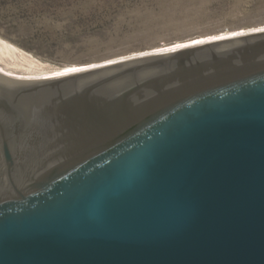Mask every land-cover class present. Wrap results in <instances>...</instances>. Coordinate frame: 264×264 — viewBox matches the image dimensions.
<instances>
[{
  "label": "water",
  "instance_id": "95a60500",
  "mask_svg": "<svg viewBox=\"0 0 264 264\" xmlns=\"http://www.w3.org/2000/svg\"><path fill=\"white\" fill-rule=\"evenodd\" d=\"M0 264H264V30L0 76Z\"/></svg>",
  "mask_w": 264,
  "mask_h": 264
},
{
  "label": "rangeland",
  "instance_id": "374dc122",
  "mask_svg": "<svg viewBox=\"0 0 264 264\" xmlns=\"http://www.w3.org/2000/svg\"><path fill=\"white\" fill-rule=\"evenodd\" d=\"M261 26L264 0H0V36L60 66H101Z\"/></svg>",
  "mask_w": 264,
  "mask_h": 264
},
{
  "label": "bare ground",
  "instance_id": "6f19581e",
  "mask_svg": "<svg viewBox=\"0 0 264 264\" xmlns=\"http://www.w3.org/2000/svg\"><path fill=\"white\" fill-rule=\"evenodd\" d=\"M252 29V28H251ZM264 27L255 28L252 30H244L237 33L230 34L228 36L214 37L208 39H201L191 44L178 45L168 50L158 51L154 53L169 52L177 48L184 46H189L192 44L205 43L212 40L223 39L230 36L249 34L253 32H261ZM153 54V53H150ZM97 67L95 66H60L58 64H53L34 54L22 49L18 45L10 42L9 40L0 36V76L5 78L16 80V81H37V80H47L55 79L61 77H67L75 75L79 72H84L86 70ZM78 69V71L69 72L67 69Z\"/></svg>",
  "mask_w": 264,
  "mask_h": 264
},
{
  "label": "snow or ice",
  "instance_id": "6c2138e0",
  "mask_svg": "<svg viewBox=\"0 0 264 264\" xmlns=\"http://www.w3.org/2000/svg\"><path fill=\"white\" fill-rule=\"evenodd\" d=\"M66 71L74 72V71H78V69L72 68V69H67Z\"/></svg>",
  "mask_w": 264,
  "mask_h": 264
}]
</instances>
